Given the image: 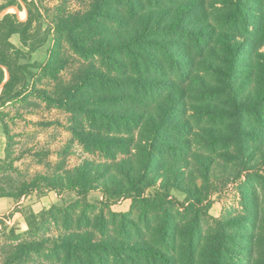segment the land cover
<instances>
[{
    "label": "trees",
    "instance_id": "16d2710c",
    "mask_svg": "<svg viewBox=\"0 0 264 264\" xmlns=\"http://www.w3.org/2000/svg\"><path fill=\"white\" fill-rule=\"evenodd\" d=\"M68 1L0 0L28 13L0 17V110L37 93L99 159L0 179V198L72 195L22 210L0 264H264V0ZM230 184L239 207L211 215Z\"/></svg>",
    "mask_w": 264,
    "mask_h": 264
},
{
    "label": "rangeland",
    "instance_id": "374dc122",
    "mask_svg": "<svg viewBox=\"0 0 264 264\" xmlns=\"http://www.w3.org/2000/svg\"><path fill=\"white\" fill-rule=\"evenodd\" d=\"M38 6L53 8L61 3V0H36ZM88 0H69L67 6L70 10L84 9ZM22 6L25 4L21 2ZM5 12L17 13L21 20L28 16L26 8L20 11L16 7L4 10ZM13 42L23 48L19 37H13ZM52 43L49 42L39 51L29 56V61L45 64L50 57ZM25 49V48H23ZM73 63H76L74 60ZM71 68L62 73L65 79L70 76ZM49 80L42 79L37 83V88L49 87ZM0 117H4L11 135L10 145L7 147L10 153L8 164H13V169L6 170L0 174V179L5 176L24 177L32 179L38 174H47L55 171L58 164L65 168H73L84 160L99 159L97 155L88 153L74 138L69 129L70 114L63 109L50 105L37 93L28 92L26 96L14 104L7 105L0 110ZM3 123L0 120L1 132H4ZM7 138V137H6ZM9 144L7 138L6 145ZM4 152V159L6 150ZM102 194L94 192L90 195L91 201H100ZM180 199L184 196L178 194ZM72 195L64 193L59 196L57 192L50 191L42 194L33 192L20 200L6 199L8 202L0 208V246L7 241L12 230L16 234H22L27 230L26 221L21 214L22 210L32 208L40 212L43 208H49L54 204H62L71 199ZM213 205L210 214L221 217L223 213L231 208L239 207V194L235 184L222 188L221 192L212 196ZM130 200H124L112 207L115 212L129 210ZM10 220V221H9ZM1 261V255H0Z\"/></svg>",
    "mask_w": 264,
    "mask_h": 264
},
{
    "label": "crops",
    "instance_id": "0c3cea01",
    "mask_svg": "<svg viewBox=\"0 0 264 264\" xmlns=\"http://www.w3.org/2000/svg\"><path fill=\"white\" fill-rule=\"evenodd\" d=\"M6 143H7V138H6L5 132H1V129H0V159L4 157ZM6 199H8V198H0V206L1 207L3 204H6L5 202L10 203Z\"/></svg>",
    "mask_w": 264,
    "mask_h": 264
},
{
    "label": "water",
    "instance_id": "95a60500",
    "mask_svg": "<svg viewBox=\"0 0 264 264\" xmlns=\"http://www.w3.org/2000/svg\"><path fill=\"white\" fill-rule=\"evenodd\" d=\"M6 13H8V12H5L4 14H6ZM4 14H3V15H4ZM3 15H2V16H3Z\"/></svg>",
    "mask_w": 264,
    "mask_h": 264
},
{
    "label": "built area",
    "instance_id": "2783aa9c",
    "mask_svg": "<svg viewBox=\"0 0 264 264\" xmlns=\"http://www.w3.org/2000/svg\"><path fill=\"white\" fill-rule=\"evenodd\" d=\"M10 221V220H9Z\"/></svg>",
    "mask_w": 264,
    "mask_h": 264
}]
</instances>
